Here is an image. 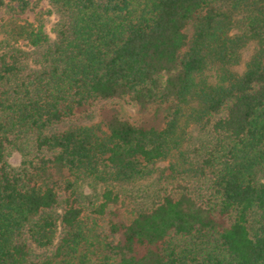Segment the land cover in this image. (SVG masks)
Segmentation results:
<instances>
[{"label":"trees","instance_id":"16d2710c","mask_svg":"<svg viewBox=\"0 0 264 264\" xmlns=\"http://www.w3.org/2000/svg\"><path fill=\"white\" fill-rule=\"evenodd\" d=\"M47 1L56 39L0 43V264H264V0ZM171 159L187 184L120 219Z\"/></svg>","mask_w":264,"mask_h":264},{"label":"rangeland","instance_id":"374dc122","mask_svg":"<svg viewBox=\"0 0 264 264\" xmlns=\"http://www.w3.org/2000/svg\"><path fill=\"white\" fill-rule=\"evenodd\" d=\"M7 1V6L0 11V43H11L16 44L26 50H30L31 46L26 40L19 39L16 40L14 37V31L18 30L20 26H25L28 24L34 25V27L44 26L46 33L54 40L56 39V25L59 22L58 16L54 13L52 6L47 0H30V9L25 13H21L16 10V5L11 3L10 0ZM255 44L249 45L245 50L242 51V62L234 70L237 73H243L245 71L246 64L252 58L255 52ZM113 107L118 109L124 119H128L133 122L134 125H140L145 121L149 123L154 121L153 110L149 114H144L140 111L138 107H135L129 103H113ZM101 117L100 113L90 121V124L100 123ZM178 152L175 154V159L173 162H177ZM22 162V157L19 153H14L10 157V163L19 167ZM172 159L159 163L155 167L154 175L140 183L137 182L131 186H122L121 192H124L123 203L116 206V211L119 212L120 219L124 220L127 224L134 219V212L140 207L148 208L152 207L154 203L160 201L161 198L176 194L180 191V186H185L188 180H182L181 182L175 179V173L171 170ZM99 189V188H98ZM100 188L99 192L95 191L93 188H86V193L92 198L93 204L87 214L86 223L89 227L93 226L94 219L96 218L93 214V210H96V203L99 202L101 197ZM159 195V196H158ZM102 222H100L101 227Z\"/></svg>","mask_w":264,"mask_h":264}]
</instances>
